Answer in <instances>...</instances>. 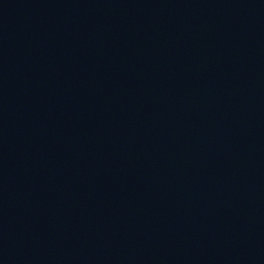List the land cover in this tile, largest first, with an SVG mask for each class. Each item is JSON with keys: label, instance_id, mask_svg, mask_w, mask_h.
<instances>
[{"label": "water", "instance_id": "obj_1", "mask_svg": "<svg viewBox=\"0 0 264 264\" xmlns=\"http://www.w3.org/2000/svg\"><path fill=\"white\" fill-rule=\"evenodd\" d=\"M0 264H264V0H0Z\"/></svg>", "mask_w": 264, "mask_h": 264}]
</instances>
